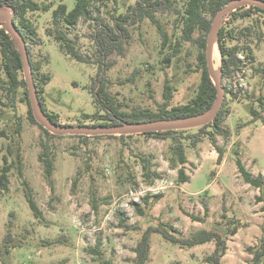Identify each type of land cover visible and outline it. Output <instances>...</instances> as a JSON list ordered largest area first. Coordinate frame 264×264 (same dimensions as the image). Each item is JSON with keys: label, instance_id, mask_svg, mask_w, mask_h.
<instances>
[{"label": "rangeland", "instance_id": "rangeland-1", "mask_svg": "<svg viewBox=\"0 0 264 264\" xmlns=\"http://www.w3.org/2000/svg\"><path fill=\"white\" fill-rule=\"evenodd\" d=\"M136 1L92 0L91 9L94 16L111 25L113 8L124 13ZM38 3L48 9L27 14L36 36L34 44L25 46L28 59L40 62V73L49 75L44 86V109L57 115L63 126L92 125L94 120L85 116L91 117L98 111L91 93L96 66L64 55L47 34L58 4L71 11L75 0ZM156 18L172 47L180 40V22L171 12L157 13ZM228 20L225 17L221 27ZM256 20L257 29L253 27ZM263 20L264 15L256 14L233 24V44L241 50L237 58L242 64L239 70L222 78V105L226 112L223 126L230 133L228 138L217 139V146L223 151L222 161L217 163V152L206 140L195 149L186 148L188 162L184 168L189 180L180 186L176 183V170H171L165 160L167 142L137 135L120 141V135L112 134L88 141L87 149L76 138L53 140L51 190L37 160L44 135L27 120L23 89H18L14 98L15 114L21 124L19 139L14 135L12 107L0 90V168L6 147L15 148L18 139L23 179L41 212V219L35 220L24 197L22 179L11 172L7 191L0 193V264H95L85 249L93 248L97 241L105 260L131 264L132 249L142 232L159 224L183 237L200 229H225L227 250L221 264H248L262 236L263 204L255 201L260 193L244 182L235 160L239 158L253 177L264 178V126L253 121L249 111L253 108L259 115L264 114L257 101L264 97V74L256 72L264 68V27L260 24ZM246 27H250L249 32L244 31ZM62 29L75 41L82 57L94 59L92 26L80 20L74 27ZM129 30V42L124 44L121 54L113 53L107 58L110 69L105 73L110 81L109 93L121 109L155 112L163 103L165 84L172 88L171 106L192 99L199 82V73L194 72L200 53L197 46L181 43L180 51L173 57L171 47L161 51V39L148 21ZM197 37L198 34L193 35L194 39ZM168 55L172 56L169 65L163 61ZM0 78L4 79L1 70ZM229 90L237 92L236 97L227 94ZM140 158L149 160L157 178L150 182L144 179ZM146 195L161 198L140 217L131 203L143 208L140 199ZM203 204L208 209L206 216ZM118 213L125 218L126 226L138 230L121 228ZM190 215L203 218L204 223L193 221ZM232 228L236 229L235 235L229 234ZM6 235L10 241L5 245ZM212 249V243L180 249L152 234L148 264H205L203 259Z\"/></svg>", "mask_w": 264, "mask_h": 264}, {"label": "trees", "instance_id": "trees-1", "mask_svg": "<svg viewBox=\"0 0 264 264\" xmlns=\"http://www.w3.org/2000/svg\"><path fill=\"white\" fill-rule=\"evenodd\" d=\"M37 1L43 2L48 0H0V10L14 12V20L17 22L15 25L25 44H34L33 38L36 36L35 28L27 19V14L38 11H47L48 9L47 5L41 6ZM91 1L92 0H75V5L71 11H67L65 5L58 4L52 14V26L47 30L48 36L57 43L59 50L64 55L78 63L96 66L97 71L92 82L91 93L94 96V102L97 105L98 111L91 117L85 116L86 119L92 118L95 122L86 127H110L157 120L189 118L200 115L212 107L216 99V90L209 78L206 68V39L210 31L211 22L216 13L232 0H138L134 5H129L124 13L119 12L117 8H113L112 13L110 14V19L112 21L111 25L106 24L102 19L98 18V16L93 15ZM160 12H171L176 15L180 22V40L176 41L172 47L168 42L169 38L167 33L162 29L161 24L156 18V14ZM256 14L264 15V11L253 6L238 8L236 11L226 16L229 19L226 26L220 27L217 44L221 54L220 72L222 78L229 76L235 70H239L242 64V61L237 58V54L241 50L238 48L237 44H233L236 40L233 31V24L237 21L249 19ZM80 20L88 23L89 26H92L91 39L95 55L93 60L87 57H82L79 54L75 41H71L62 29V26L67 28L74 27ZM143 21H148L155 27L161 39V51H164L166 47H171L173 50L172 56L174 57L180 51L181 43H192L200 50V53L197 56L196 70H194L195 73H199L198 86L194 92L193 98L186 104L175 106L170 105L172 88L168 84L164 85L163 103L155 112L147 109H132L129 112H125L111 97L109 93L110 81L105 76V73L110 69V65L107 63V58L113 53L121 54L123 52L124 44L129 42L131 38L129 28L134 27L135 25L138 26ZM257 24L259 23L256 20L255 25L253 26L255 29H257ZM260 24L264 27V20ZM244 31L249 32L250 27L244 28ZM194 34H198L196 39L193 38ZM27 54H29V52H27ZM172 56H166L163 61L169 65ZM28 62L33 77L35 92L42 111L51 123L61 125L58 121L57 115L48 113L44 109V86L49 81V75L40 73V62H32L30 59H28ZM197 69H199V71ZM0 70L4 77V79L0 78V90L5 93L8 103H10L12 107V112L14 113L12 114L15 119L14 135L19 139L21 134L20 117H17L15 114L16 109H14V98L18 89H23V101L27 107V120L31 124L36 125L44 135V140L40 142V152L38 153L37 160L42 167L43 178L52 190L55 158V145L52 141L65 137L76 138L83 147L87 149L88 141L98 139L101 136L59 137L50 134L36 123L30 107L20 54L10 36L6 34L5 30L2 28H0ZM256 72L264 74V68L261 70L258 69ZM227 94L234 98L236 97L237 92L229 90ZM257 101L260 104V109L264 112V97L260 96L257 98ZM224 109L225 105L223 104L215 119L211 123L199 128L157 133L151 132L139 134L137 136L153 137L168 143L165 160L171 170H176V183L180 186L189 180V177L185 174L184 168L188 162L185 151L186 148L195 149L199 144L206 140L217 152V163L219 164L222 161L223 151L217 146V139L219 137L228 138L230 136L229 130L225 129L223 126L226 114ZM249 111L253 117V121H260L264 126V114L262 116L259 115V113L253 108ZM2 134L3 132H1V135ZM130 137L133 136H117L120 141H124L126 138ZM10 139L11 142H13V137ZM18 139L15 148L8 145L6 147V153L2 156V167L0 168V193L3 194V192L7 191L9 175L11 172H16L17 176L22 179L24 197L28 208L33 218L35 220H40L41 212L32 197L31 189L23 179L22 157L20 155ZM235 161L238 172L244 182L259 191L260 194L256 196L255 201L263 204L261 209L262 236L258 246L252 250V257L248 264H264V178L261 176L253 177L251 173L245 169L239 158H236ZM140 162L141 172L146 181L150 182L153 178L158 177L154 171H151L149 160L146 158H140ZM160 198V195H146L140 199L143 208L135 203H131V205L138 216L144 217L146 215V210H148L153 203L160 200ZM203 206L204 216H206L208 209L205 204H203ZM95 208L96 207L93 206V209ZM118 217L119 225L125 231L138 230L137 228H129L126 226L124 224L126 220L121 213H118ZM190 217L195 222L204 223L203 218L194 217L192 215H190ZM226 232L225 229L213 227L212 229H200L191 233L187 237H183L167 225L159 224L154 227L149 226L142 232L140 239L132 249L134 257L131 260V264L149 263L150 236L152 234L160 235L165 242L180 249H192L197 246L212 243L213 249L211 253L203 259L204 263L221 264V259L227 250ZM229 234L235 235L236 229L232 228ZM9 241L10 237L9 235H6L4 238V244H8ZM100 246V241H97L93 248H86L85 252L91 257L95 264H114L111 260H105L103 258ZM13 247H17V245H13ZM5 249H7V246H5ZM58 264L63 263L60 262Z\"/></svg>", "mask_w": 264, "mask_h": 264}, {"label": "water", "instance_id": "water-1", "mask_svg": "<svg viewBox=\"0 0 264 264\" xmlns=\"http://www.w3.org/2000/svg\"><path fill=\"white\" fill-rule=\"evenodd\" d=\"M257 7L264 11V1L262 0H232L227 3L223 8H221L213 18L211 22L210 31L207 35L206 46H205V61L206 68L211 79L213 86L216 90V99L212 107L200 114L189 118L174 119V120H157L145 123L136 124H123L120 126H110V127H73V126H63L55 125L50 122V120L45 116L42 111L41 105L38 102L37 95L35 92L33 77L30 72L27 49L25 42L19 33L15 23H14V12L0 10V28L4 29L6 34H8L11 40L14 42L23 65V76L24 81L27 86V93L30 102V107L34 120L43 129L55 136H106L112 134L118 135H139L145 133H157L166 131H178V130H189L194 128H199L204 125L211 123L216 115L218 114L224 97L225 89L222 86V76L220 70H215L211 61V55L214 46L217 44V38L219 29L221 27L223 19L236 11L241 7ZM219 51V48H218ZM220 53V51H219ZM221 59V54H220Z\"/></svg>", "mask_w": 264, "mask_h": 264}, {"label": "bare ground", "instance_id": "bare-ground-1", "mask_svg": "<svg viewBox=\"0 0 264 264\" xmlns=\"http://www.w3.org/2000/svg\"><path fill=\"white\" fill-rule=\"evenodd\" d=\"M211 61H212L214 69L217 71L220 66V53L216 45L214 46L213 51H212Z\"/></svg>", "mask_w": 264, "mask_h": 264}]
</instances>
